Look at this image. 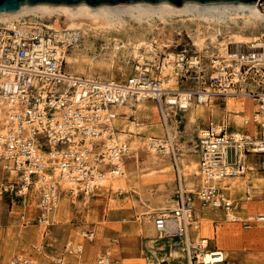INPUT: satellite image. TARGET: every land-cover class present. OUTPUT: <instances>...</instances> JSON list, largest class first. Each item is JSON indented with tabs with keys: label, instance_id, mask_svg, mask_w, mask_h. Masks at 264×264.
I'll return each instance as SVG.
<instances>
[{
	"label": "rangeland",
	"instance_id": "obj_1",
	"mask_svg": "<svg viewBox=\"0 0 264 264\" xmlns=\"http://www.w3.org/2000/svg\"><path fill=\"white\" fill-rule=\"evenodd\" d=\"M258 8L261 11L259 6ZM174 15V22L170 24L173 28H179L181 20L189 18L188 14ZM40 22L48 25L52 21L44 19ZM156 25L160 29L164 27V30L171 28H166L160 22ZM181 30L180 35L175 34L176 44L152 55V62H147L150 69L148 75L151 78H159L158 67L164 63L167 53L174 56L182 51H186L187 55L196 54L200 57L202 78L195 80V75L189 73L182 80H177L173 88L177 91L209 90L210 97L212 96L209 103H200L201 100L198 103L193 102L194 119L191 120L186 111L180 112L167 105H164L163 116L159 110L153 112L149 107L156 106V103L152 100L146 99L147 109H138L137 98L130 97L132 100L127 106L124 107V102L117 108L118 116L112 130L113 133L126 135L127 150L120 160L123 178L112 179L105 187L99 186L87 203L78 197L71 199L61 195L55 210L48 216V226H22L18 220L20 213L29 218L38 215L35 196L27 195L23 204L15 202L11 209L14 195L1 194L0 264H7L16 254L29 256L37 264H53L51 258L61 253L63 243L67 239L83 246L79 256L64 257L73 264H96L104 254L108 255L107 264L188 263L185 244H189V238L188 242L178 238L157 239L152 224L153 217L162 210L175 208L179 183L183 190L192 194L198 190L201 178L198 184L191 183L197 178V175L192 174L193 171H200L197 147L198 138L201 137L199 131H205L209 122L216 126L223 122L229 128L228 131L241 128L242 121L251 118L258 108L254 94L259 91V84L244 75L241 62L237 60L224 62L229 64V70L225 69V76L216 74L218 69L213 68V62L225 60L216 53L214 47L221 40H226L222 38L223 31L222 35L217 34L214 41L207 40V55L198 52L191 45L186 31ZM108 37L110 38V35L92 33L88 36L86 45L79 42L77 48H73L76 43L67 47L66 55H69L72 61L66 63L64 58V71H69L73 76L123 82L134 73L137 63L131 53L126 54L122 48H119V52L117 51L111 59L108 54L111 41ZM226 46L232 48L234 45ZM73 49L76 52L73 53ZM171 64L174 67V62ZM262 65L264 67V64ZM235 68H238L241 76L238 82L233 81L231 75ZM241 91L244 96L238 94ZM123 108L126 111H123ZM234 111L240 116L238 123L235 121ZM164 117L171 133L176 162L171 155L162 153L159 149L154 155L155 161L144 156H139L136 161L135 152L131 150L132 145H139L140 150L149 152L148 138L163 140L167 137L163 130L158 136L152 133L155 126L161 129L164 127ZM247 129L253 132L251 126ZM246 161L247 170L243 174L223 179L221 184L230 199L237 201L238 205L234 203L231 211L241 209L236 211V215L240 216L239 220L228 221L225 212L202 208L195 195L193 198L194 208L200 213V223L196 232L190 231V239L194 244L200 245L201 238H206V252L215 247L222 250L227 264H264V222L256 218L257 214L264 212V171L261 170L257 157L247 156ZM14 180H17L16 177L9 174L0 162V187L6 181ZM234 181H244V185L234 190L228 189L226 184ZM246 191L249 193V199L243 201ZM247 215L253 218L248 220ZM245 224L249 227L245 228ZM86 231L93 233L91 239L82 238ZM236 231L242 233L239 238L234 236ZM224 233H227L228 237L225 244L222 240H217L218 235L223 238ZM200 248L201 246L196 248L199 254ZM191 264H194L193 261Z\"/></svg>",
	"mask_w": 264,
	"mask_h": 264
},
{
	"label": "built area",
	"instance_id": "obj_2",
	"mask_svg": "<svg viewBox=\"0 0 264 264\" xmlns=\"http://www.w3.org/2000/svg\"><path fill=\"white\" fill-rule=\"evenodd\" d=\"M71 45L57 39L45 25L19 29L0 25V114L3 113L0 129H4L0 135V162L17 179L1 185L0 195H14L11 209L15 202L23 204L27 195L36 197L38 215L29 218L24 213L18 214L22 226H48V216L61 195L78 197L87 203L104 175L115 173L116 176L120 171L117 162L125 151L122 145L107 141L118 116L117 108L127 97L141 95L154 101L163 116L164 105L184 112L186 102L198 103L203 91H183L182 101L170 103L159 90V80L149 77V72H140L136 66L134 73L118 83L70 78L63 65L64 53ZM261 51L264 52L262 48ZM192 58L196 62H191ZM258 58L257 52L240 61L244 75L259 84V91L254 94L257 110L251 118L242 121V127L236 130V140L226 138L231 132L223 122L217 132L212 122L208 123L205 135L197 143L202 185L194 194L178 188L175 208L162 210L153 217L157 239L184 240L188 235L186 255L194 264H227L221 250L215 247L204 255L199 254L196 248L201 245L190 239V231L196 232L200 223V213L193 205L194 195L200 207L225 212L238 203L230 199L219 183L244 172L242 157L257 156L264 171V67L258 64ZM200 65L198 55L178 53L174 61L176 79L182 80L193 73V78L200 80ZM249 126L253 132L247 129ZM162 141L165 144L160 145L161 150L169 143L167 137ZM166 154L175 161L173 152L168 150ZM92 237L90 231L82 234V238ZM82 251V244L67 239L61 253L51 260L53 264H73L64 257H77ZM107 263V254L96 261V264ZM7 264L37 263L29 256L16 254Z\"/></svg>",
	"mask_w": 264,
	"mask_h": 264
},
{
	"label": "bare ground",
	"instance_id": "obj_3",
	"mask_svg": "<svg viewBox=\"0 0 264 264\" xmlns=\"http://www.w3.org/2000/svg\"><path fill=\"white\" fill-rule=\"evenodd\" d=\"M174 14H188V19L181 20V25L179 27L180 29L170 26L171 22H174L172 20V16ZM44 19L51 20L52 22L48 25H45L44 23L40 22V20ZM158 22L163 24V26L166 28L167 26H170L171 28L164 30V27H162L160 29L156 25ZM0 25L13 29L24 27L39 28L40 26L45 25L48 29L52 30L57 39L65 41L68 44L72 43L74 45V43H76L74 46L72 45L73 48H77L79 46V42L83 45H86L87 38L92 33L110 35L108 40L111 41V47L108 51V54L111 56V59L116 55L119 48H122L123 52L126 54L128 52L131 53L137 63L136 68L140 72H149L150 69L148 68L147 62L151 61L152 55L155 52L163 50L164 48H170L176 44L174 37H176L175 34L180 35V32L182 31L181 29L186 31L188 38H190L192 42L191 45L195 47L198 52H204L207 55L209 54L207 40L212 42L215 40L217 34H224L222 38H225L226 40H221L217 45L214 46L216 53L220 55V57L223 56L225 58L224 61L220 60L221 62L215 60V62L212 64L213 68L217 67L218 72H216V74L218 75L225 76L227 73L225 72V69L229 70V64H225L224 62H233V60H247L250 55L257 52L259 53V58L257 59L258 64H264V60L262 59L264 52L261 51V48L264 50V13L259 10L257 4L203 5L196 3H185L178 8L169 3H159L153 5L141 2L132 4L100 5L92 8L86 4H79L76 6L38 4L33 6H22L15 12L0 14ZM222 31L223 33L221 34ZM226 41L228 42L226 43ZM227 44L232 46L234 45V48H229L226 46ZM72 51L73 53L76 52L75 49ZM65 55L66 52L64 53L66 63H70L72 61L71 57L69 55H66L65 57ZM175 60L176 55L174 56L172 53H167L164 63L158 67L160 72V76L158 78L160 83L159 90L163 95L166 96V100L170 103L182 101L185 95V92L179 90L177 91L173 88V85L177 82V79L176 74L173 71L174 67H172L173 65L171 62H174ZM191 62H196V59L192 58ZM65 73L68 74L70 78L80 77L73 76V74H71L69 71H66ZM231 75L233 76V81L235 82H238L239 78L241 77L240 73L238 72V68L233 69ZM87 77L89 78V76ZM210 93L211 92L209 90H203L200 94V103H209V98L212 97H210ZM238 94L244 96L242 91ZM172 95H176L178 98H175ZM130 100H132L130 97L126 98V105H124V107L130 103ZM137 101L138 109H147V101L145 97L137 95ZM186 104L187 108L185 111L187 114H189V118L192 120L194 119V113L192 110L193 103L186 102ZM149 108L153 110V112L159 110L157 106ZM122 110L126 111L124 108ZM233 113L235 121L238 123V118L240 116L236 111ZM2 114H0V121H2L3 118ZM163 121L164 127L161 129L155 126L152 133L155 136H158L162 134L161 130H163L164 134L169 138V143H167L168 145L165 147V149L161 150L160 145H164V141L148 138L150 150L148 149L149 152L144 150V152L142 149V151L140 150L139 145L137 146L134 144L132 145L131 150L135 152L134 158L136 161H138L139 156H144L145 158L148 157L149 160L155 161L156 159H154V155L157 149H159L162 153H166L168 150H170L174 154L171 143V133L165 117L163 118ZM219 126L220 124L216 126L212 123V127L216 132L220 130ZM3 131L4 129H0V135L3 133ZM230 132L231 133L228 134L226 138L236 140L238 138L237 132ZM199 135L203 137L205 135L204 131H199ZM125 142L126 135L118 132L113 133L112 130H109V139L107 141L108 144L122 145L123 150L126 151L127 147ZM117 164L120 167V171L116 174V176L114 175L115 173H107L100 180V182H98V187H105L106 185H109L112 179H117L119 177L123 178V173H121L123 170L121 171L122 168L120 161H118ZM192 174L197 175V178L191 184H198L201 178L202 185L203 174L201 169L200 171L195 169ZM226 185L228 189L234 190L238 186H243L244 181H234ZM247 199H249V196ZM232 208L225 211L226 220H239L240 216L236 215V211H241V209H234L231 211ZM247 216L248 220L253 218L250 215ZM256 218H258L259 221L264 222V212L257 214ZM241 234V232L236 231L234 236H236L235 238H239ZM227 239V233H224L223 238H220L219 235L217 238V240H222L223 244L226 243ZM187 240L188 235L184 241L188 242ZM200 242V254L204 255L206 253L205 248L207 239L201 238ZM186 246H188V244H186ZM223 257L225 258L224 253ZM187 264H191V262L188 261Z\"/></svg>",
	"mask_w": 264,
	"mask_h": 264
},
{
	"label": "water",
	"instance_id": "obj_4",
	"mask_svg": "<svg viewBox=\"0 0 264 264\" xmlns=\"http://www.w3.org/2000/svg\"><path fill=\"white\" fill-rule=\"evenodd\" d=\"M169 3L175 7H180L185 3L196 4H257L261 11L264 12V0H0V14L12 13L20 9L22 6H33L38 4L48 5H65L76 6L86 4L90 7L100 5H117V4H132V3Z\"/></svg>",
	"mask_w": 264,
	"mask_h": 264
},
{
	"label": "crops",
	"instance_id": "obj_5",
	"mask_svg": "<svg viewBox=\"0 0 264 264\" xmlns=\"http://www.w3.org/2000/svg\"><path fill=\"white\" fill-rule=\"evenodd\" d=\"M253 113H254V112H253ZM236 127H237V126H236ZM239 129H240V128H239ZM236 130H238V128H236V129H234V130H231V131H236ZM247 156L257 157V156H254V155H252V154H246V155H244V156L242 157V162H243V164H244V166H245V168H244V172L247 170V164H248V162L246 161V157H247ZM257 159H258V157H257ZM258 160H259V159H258ZM244 172H243V173H244ZM243 173H242V174H243ZM221 184H222V181L219 183V186H220L221 188H223V187L221 186ZM178 188L183 189L181 183H179ZM246 193L249 194L247 191H246Z\"/></svg>",
	"mask_w": 264,
	"mask_h": 264
}]
</instances>
